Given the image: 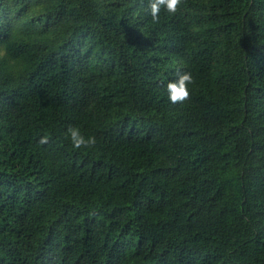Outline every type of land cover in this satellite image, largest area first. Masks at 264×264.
I'll use <instances>...</instances> for the list:
<instances>
[{
	"label": "trees",
	"instance_id": "1",
	"mask_svg": "<svg viewBox=\"0 0 264 264\" xmlns=\"http://www.w3.org/2000/svg\"><path fill=\"white\" fill-rule=\"evenodd\" d=\"M142 7L0 0V264H264V0Z\"/></svg>",
	"mask_w": 264,
	"mask_h": 264
},
{
	"label": "clouds",
	"instance_id": "2",
	"mask_svg": "<svg viewBox=\"0 0 264 264\" xmlns=\"http://www.w3.org/2000/svg\"><path fill=\"white\" fill-rule=\"evenodd\" d=\"M143 7L137 12L132 13L133 16L138 15L140 11L151 17L153 23H159L161 11H165L170 15H175L181 8L184 0H146ZM194 78L190 71H177L175 79L166 84L167 99L171 104H182L190 99L189 85L194 84ZM66 138L70 140L74 149L95 147L97 141L95 136L85 137L79 128L69 126ZM49 143L47 136L39 140L40 145Z\"/></svg>",
	"mask_w": 264,
	"mask_h": 264
}]
</instances>
